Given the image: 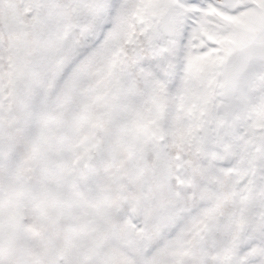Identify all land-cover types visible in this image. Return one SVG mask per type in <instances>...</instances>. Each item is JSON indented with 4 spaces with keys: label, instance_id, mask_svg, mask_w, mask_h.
Masks as SVG:
<instances>
[{
    "label": "snow or ice",
    "instance_id": "1",
    "mask_svg": "<svg viewBox=\"0 0 264 264\" xmlns=\"http://www.w3.org/2000/svg\"><path fill=\"white\" fill-rule=\"evenodd\" d=\"M0 264H264V0H0Z\"/></svg>",
    "mask_w": 264,
    "mask_h": 264
}]
</instances>
